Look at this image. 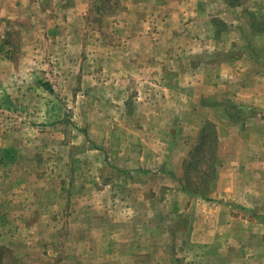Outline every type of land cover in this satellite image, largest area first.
Here are the masks:
<instances>
[{
  "label": "crops",
  "instance_id": "crops-1",
  "mask_svg": "<svg viewBox=\"0 0 264 264\" xmlns=\"http://www.w3.org/2000/svg\"><path fill=\"white\" fill-rule=\"evenodd\" d=\"M34 1L6 0L1 9L11 13L18 5H34ZM105 1L45 0L36 16L27 19L30 30L26 32L35 34L26 36L25 46L33 52L42 50L41 43L44 53H50L51 47L56 49V56L67 62L68 69L57 70L63 82L64 75H70L67 82L72 87L84 73L92 88L106 89L111 106H120L121 122H139L131 124L130 133L121 131L122 135L131 134L125 138L132 140H121L114 148L108 143L103 150L92 152L100 167L92 164V195L71 197V229L61 221L64 195L46 201L50 216L57 221L46 228L52 238L46 237L42 243L50 249L61 244L72 251L84 250L82 256L76 252L60 264H159L164 259L161 251L170 248L175 253L164 261L167 264L177 262V251L187 250L186 245L209 251L224 244L235 248L240 240L251 238L264 250V192L254 196V182L257 178L264 182V66L259 65V73L237 84L246 69H236L229 60L199 66L191 62L195 46L210 41L203 34L207 18L218 16L231 28L237 22L231 16L234 9L214 0H116L108 7ZM136 25L142 29H134ZM159 25L169 27L170 40L184 43L176 53L157 45L164 38L155 28ZM252 33L256 40L264 39V32ZM92 35L97 38L93 40ZM228 35L211 39L214 47L210 52H222L231 59L235 47L228 42ZM146 41L148 48L142 46ZM92 42L100 49H92ZM135 43L137 49L133 48ZM160 52L168 59L184 58V66L172 65L169 70L151 67L148 61ZM242 55H248L255 65L259 63L251 51ZM146 72L153 75L156 89L150 94L140 91L130 99L132 76L143 86ZM166 73L174 74L173 80ZM128 101L134 108L127 114ZM227 104L240 111V119L233 122ZM206 122L214 124L218 138V167L207 199L184 192L179 182L183 161ZM94 143L100 145L96 139ZM116 173L121 179L134 176V193L124 192L129 175L123 183L113 175ZM1 175L0 188L7 185L8 190L0 195V250L22 256V249L26 252L33 246L21 233L28 236L32 230L26 221L18 222L16 213L22 211L27 217L33 208L27 202L28 195L16 194L15 179ZM83 200L88 205H81ZM233 206L236 209L232 210ZM237 208L247 209L251 215L242 220ZM64 234L72 237V242L64 241ZM49 261L43 258L40 264Z\"/></svg>",
  "mask_w": 264,
  "mask_h": 264
},
{
  "label": "rangeland",
  "instance_id": "rangeland-1",
  "mask_svg": "<svg viewBox=\"0 0 264 264\" xmlns=\"http://www.w3.org/2000/svg\"><path fill=\"white\" fill-rule=\"evenodd\" d=\"M5 1L0 0V174L5 173L6 177L9 174L15 179L17 187L13 183L9 188L13 190L15 187L18 196H29L27 202L32 205V212H29L27 217L22 211L16 214L18 222L26 221L30 226L29 231H32L28 236L21 233V237L29 239L33 248L26 252L22 249V256L20 252L17 255L14 252L0 250V264H40L43 258H49V264H60L76 252L82 256L81 252L84 253V250L72 251L68 246L61 247V244L50 249L46 247V243H42L46 237L52 238V235L47 234L46 228L52 225V221H57L50 216V205L46 201L56 198L57 195H64L66 205L61 221L67 229H71L73 222L69 209H72L74 204L71 202V197L90 193L92 195L94 173L92 164L95 162L100 167L99 158H95L92 152L94 149L103 150L108 143L114 148L120 146L121 140H132L125 138L131 134L122 135L121 131L130 133L133 121L121 122L120 106H111L106 101V89L92 88L93 84L88 81L84 73L79 74L77 83L72 87H69L67 82L70 75H64L65 82H63L57 70L68 69L67 62L56 56V49L51 47L50 53H44L42 51L44 44L41 43L42 50L33 52L30 47L25 46L26 36L35 34L26 32L30 30V22L27 23V19L36 16L38 8L45 0L34 1L35 6L28 3L18 5L11 13L1 9ZM214 1H223L234 9L230 14L237 22L230 28L218 16L211 14L207 18L209 24L204 28L203 34L211 41L217 36L221 37L229 33L228 42L234 44L235 50L231 52V59H228L226 55L220 54L222 52L217 54L210 52L214 47L210 41H202L203 43L195 46L192 65H212L215 62L226 63L229 60L236 69H246L245 75L238 78L237 84L247 81L251 77L250 74L259 73L261 70L259 71L258 68L264 66V39L256 40L252 33L264 32V0ZM112 2L116 3V0L105 1V7L110 6ZM150 13L155 12L150 11ZM159 26L155 28H159L157 32L164 35V38L159 39L157 45L162 50L168 49L176 53L175 51H178L184 43L176 42L172 37L170 40L167 36L169 27L166 29L164 26ZM102 27L104 28V25ZM133 28L140 31L142 26L136 25ZM101 33L106 34L105 30ZM91 38L94 40L97 37L92 35ZM137 45L138 43H135L133 48L137 49ZM142 46L148 48L149 43L142 42ZM92 49H100V47L92 42ZM113 51L119 54L118 50V52ZM246 51L256 54L259 61L257 65L248 55H242ZM119 61L121 60L118 57ZM103 62L105 65V59ZM83 63L86 69V62ZM148 64H151V67L155 65L158 69L169 70L172 65L184 66V58L168 59L165 53L160 52L153 61H148ZM166 76L169 80H173L174 74L166 73ZM131 82L130 99L140 91L150 94L156 89L153 85L156 82L153 75L149 77L147 72L144 75L143 86L137 83L136 76H132ZM130 103L131 101H128L126 106L127 114L134 108ZM226 109L233 122L235 118H241L240 114H237L240 111H237L233 104H227ZM134 124L139 122L133 123L132 126ZM94 139L100 145L96 146ZM113 175L118 180L124 181L123 183L127 181L124 192L129 191V195L135 192L131 187L136 181L134 176L128 174L129 178L127 179L128 175L125 176L126 180L121 179L118 173ZM97 176H100L99 172ZM250 182L248 180L247 184ZM254 185L257 189L254 196L257 197L262 194L260 191L264 192L263 179L257 178ZM7 190V185L0 188V195ZM85 204L88 205L86 201H81V205ZM231 209L236 208L233 206ZM237 211L242 212V220L243 217L251 215L247 209L237 208ZM62 236L64 241L66 238L68 242H72V237L66 234ZM183 246L184 244L180 247ZM244 246L246 248H243ZM185 248L187 250L177 251V262L167 264H264V250L260 249V243L252 238L247 241L240 240V246L235 248H227L226 244L220 249L209 251L194 249L192 246L190 248L189 245ZM174 253L175 250L171 251L170 248L162 250L161 256L164 259L159 264H166L164 261ZM21 259L25 261L22 262Z\"/></svg>",
  "mask_w": 264,
  "mask_h": 264
},
{
  "label": "trees",
  "instance_id": "trees-1",
  "mask_svg": "<svg viewBox=\"0 0 264 264\" xmlns=\"http://www.w3.org/2000/svg\"><path fill=\"white\" fill-rule=\"evenodd\" d=\"M217 145L215 126L206 122L182 164L179 182L184 192L207 199L218 167Z\"/></svg>",
  "mask_w": 264,
  "mask_h": 264
}]
</instances>
